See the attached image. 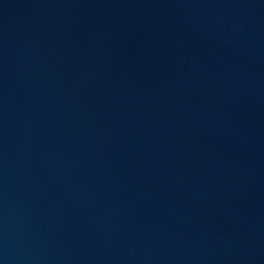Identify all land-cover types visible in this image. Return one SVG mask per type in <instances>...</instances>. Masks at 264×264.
Masks as SVG:
<instances>
[{
  "label": "water",
  "instance_id": "water-1",
  "mask_svg": "<svg viewBox=\"0 0 264 264\" xmlns=\"http://www.w3.org/2000/svg\"><path fill=\"white\" fill-rule=\"evenodd\" d=\"M0 264H264V0H0Z\"/></svg>",
  "mask_w": 264,
  "mask_h": 264
}]
</instances>
